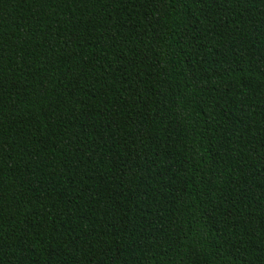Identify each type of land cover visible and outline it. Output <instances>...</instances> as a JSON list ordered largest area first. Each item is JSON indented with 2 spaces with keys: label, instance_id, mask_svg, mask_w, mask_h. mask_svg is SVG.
I'll return each mask as SVG.
<instances>
[{
  "label": "trees",
  "instance_id": "trees-1",
  "mask_svg": "<svg viewBox=\"0 0 264 264\" xmlns=\"http://www.w3.org/2000/svg\"><path fill=\"white\" fill-rule=\"evenodd\" d=\"M0 264H264V0H0Z\"/></svg>",
  "mask_w": 264,
  "mask_h": 264
}]
</instances>
